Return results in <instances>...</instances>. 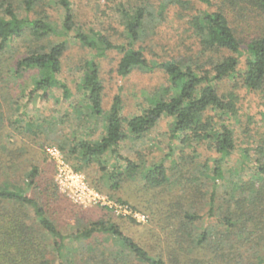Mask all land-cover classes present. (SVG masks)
<instances>
[{
	"label": "trees",
	"instance_id": "trees-1",
	"mask_svg": "<svg viewBox=\"0 0 264 264\" xmlns=\"http://www.w3.org/2000/svg\"><path fill=\"white\" fill-rule=\"evenodd\" d=\"M157 1L163 9L182 7V18L197 41V57L148 60L135 43L145 32L148 16L157 22L164 17L158 19L155 9L144 5L120 1L114 6L128 35L123 45L99 29L77 28L72 0H0V53L19 41L29 44L13 74L35 70L32 92L41 91L46 100L57 85L65 100L72 96L59 75L73 30L79 43L98 56L111 49L121 51V77L134 69L160 68L167 74L169 85L142 113L125 116L117 94L98 141L79 137L59 143L71 157L88 164L99 161L102 170L108 169V161L101 158L117 156L123 164L117 161L108 173L113 190L121 187L124 176L136 174L151 187L170 182L163 161L146 167L122 153L125 141L144 137L165 117L173 119V140L204 142L217 154L189 168L198 174L182 184L181 194L150 206L149 225L134 235L117 222L80 216L71 232H63L53 215L54 206L64 203L52 181L44 184L45 202L23 188H0V264H264V132L247 126L241 137L236 127L239 89L258 93L264 106V0ZM197 4L205 8L190 12L189 5ZM80 69V97L91 113L100 115L104 86L99 66L90 59ZM38 177L39 169L33 166L28 185H42ZM202 178H211L213 184ZM200 201L206 212L195 207Z\"/></svg>",
	"mask_w": 264,
	"mask_h": 264
},
{
	"label": "rangeland",
	"instance_id": "rangeland-1",
	"mask_svg": "<svg viewBox=\"0 0 264 264\" xmlns=\"http://www.w3.org/2000/svg\"><path fill=\"white\" fill-rule=\"evenodd\" d=\"M120 1L135 6L144 5L155 9L158 19L164 17L161 22H157L148 16L145 32L135 43L136 47L144 49L148 60L161 62L184 56L197 57V41L188 31L187 19L182 18V7L169 5L163 9L157 0H72L78 12L76 27L99 29L113 42L125 45L128 35L121 16L114 10ZM189 8L191 12V9L205 6L197 4L189 5ZM162 10L164 15L159 14ZM75 33L73 30L68 35V48L59 75V79L69 86L72 93L67 100L63 98L58 85L49 91L47 100L41 97V91L32 92L35 70L25 72L22 76L13 74L17 60L27 51V42L19 41L0 53V188H23L30 196L42 198L45 202L43 187L52 181L58 184L60 202L62 199L64 203V206H54L56 210L53 215L63 232H71L76 216H80L92 221L104 219L117 222L126 233L134 235L149 225L150 206L154 208L158 201L181 194L182 184L198 174L196 169L189 168L200 167L212 161L217 154L204 142L180 143L173 140V119L165 117L144 137L125 141L122 153L146 167L163 161L169 167L172 176L170 182L161 187H151L145 184L141 174H136L124 176L121 187L113 190L108 173L120 160L117 156L101 158L102 161H108V169L102 170L97 160L88 164L63 151L59 143L64 140L70 142L79 137L92 141L100 139L117 94L122 98L123 114L131 117L154 104L169 85L167 74L160 68L152 72L134 69L126 77H121L117 72L121 51L111 49L98 56L94 50L82 46ZM90 59L97 62L104 86L103 111L100 115L90 112L78 89L79 81L84 78L80 68ZM238 91V134L243 137L247 126L253 131L260 128L264 132V106L260 95L244 88ZM186 160L193 162L186 165ZM119 164L123 163L119 161ZM80 165L81 168L76 170L75 166ZM33 166L39 169L37 180L42 184L40 186L28 185ZM68 170L79 177L70 179ZM201 182L213 184L211 178H202ZM216 182L219 183V179ZM82 187L84 190H81ZM202 202L193 205L206 212L207 208ZM137 222L142 223V226Z\"/></svg>",
	"mask_w": 264,
	"mask_h": 264
},
{
	"label": "built area",
	"instance_id": "built-area-1",
	"mask_svg": "<svg viewBox=\"0 0 264 264\" xmlns=\"http://www.w3.org/2000/svg\"><path fill=\"white\" fill-rule=\"evenodd\" d=\"M67 176L70 178V179H74V178H78L79 176L77 174H75L73 171L71 170H68L67 171ZM62 182V181H61ZM83 185V184H82ZM81 190H84V188L82 187Z\"/></svg>",
	"mask_w": 264,
	"mask_h": 264
}]
</instances>
